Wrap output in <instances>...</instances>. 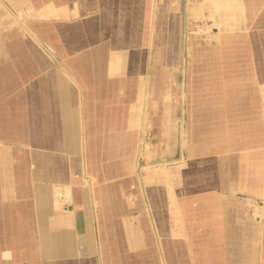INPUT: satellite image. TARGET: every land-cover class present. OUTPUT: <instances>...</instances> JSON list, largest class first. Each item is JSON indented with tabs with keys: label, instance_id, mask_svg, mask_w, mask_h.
<instances>
[{
	"label": "crops",
	"instance_id": "1",
	"mask_svg": "<svg viewBox=\"0 0 264 264\" xmlns=\"http://www.w3.org/2000/svg\"><path fill=\"white\" fill-rule=\"evenodd\" d=\"M227 1L213 8L228 18L220 33H243L245 55L196 58L188 108L141 52L134 0H0V264H157L144 209L160 205L131 189L151 128L185 153L172 167L177 216L158 224L195 242L193 264H264V0Z\"/></svg>",
	"mask_w": 264,
	"mask_h": 264
},
{
	"label": "rangeland",
	"instance_id": "2",
	"mask_svg": "<svg viewBox=\"0 0 264 264\" xmlns=\"http://www.w3.org/2000/svg\"><path fill=\"white\" fill-rule=\"evenodd\" d=\"M119 2L126 4L127 0H119ZM134 4H138L139 9L133 8L132 12L141 14V19H139L142 26L138 28L139 44L142 46L141 52H145L147 59L156 62L155 67L157 72L162 74L161 79L163 78L164 68H167L168 73L171 72V88L173 93L177 94L178 107L186 105L190 108L192 102L190 104L185 103V100H195L194 97H188V99L184 97L183 102L180 101L179 95L183 92L181 90L187 89L188 93H190L196 87L193 76H191L192 79L190 80V77L188 79L187 75L190 72L193 75L195 74L196 65L192 63L195 62L196 58H203L208 62L211 58L243 57L245 55L242 43L243 33L235 34V31L232 33H220V30L223 29L221 22L228 18L218 17V11L213 8L217 5L224 7L229 4L227 0H211L210 2H207V0H134ZM197 5H201L202 8H200L196 15L194 9ZM143 8L146 10L144 16ZM190 8L193 9V14L190 13ZM119 9V19H122L121 14L123 9ZM12 12L14 17L20 20L23 25H28L29 22L35 21V16L31 15L30 11L13 10ZM14 17H9L11 21L8 25H11L13 29H18L20 25ZM124 19H127V17L124 16ZM240 19L242 21V16L231 17L233 23L232 29L240 26L235 25ZM241 21L239 22L240 24ZM126 22L127 20L125 24ZM134 27L137 28L135 25ZM225 28L228 27L225 26ZM216 29H219V32ZM180 58H186L187 64L180 67ZM164 63L166 64L164 65ZM208 67L211 66L205 65L204 69L206 70ZM206 82L204 81V88L209 87V83L207 82L206 84ZM181 109L178 113V118L183 117ZM188 116L189 119L185 126L188 128L189 136H192L191 140L193 141V134L196 133V130L192 128V123L190 122L191 114L188 113ZM141 131L140 155L136 159L139 166L135 167L133 175L135 182L131 184V189L139 191L141 200L147 202L150 196L149 201L152 203L155 201L157 205H160L155 210L152 208L150 213L145 207L144 213L147 216L156 219L158 216H169L174 221L175 216H177V210L174 207L173 186L177 182L176 176L173 173L174 168L172 167L180 164L181 158L185 154L181 141L178 138L177 144L166 145L162 142V130L151 128ZM200 148L199 145L190 142L185 151L186 153L195 155ZM108 163L111 164V162ZM150 174H157V178L154 176L151 178ZM149 190L152 191L151 194ZM128 198L130 202L133 200L132 193L129 194ZM156 219L154 227L151 226V230L154 228L157 236H159V240L155 239L149 242L151 247L155 248V257L151 258L157 264H163V258H165L167 264H193L191 253H195V242L181 241L178 237L168 235L172 228L178 229L179 226L160 225ZM204 251L206 252V250ZM199 252H202V250H199ZM124 258V264L137 263V258ZM194 258L196 257L194 256Z\"/></svg>",
	"mask_w": 264,
	"mask_h": 264
}]
</instances>
